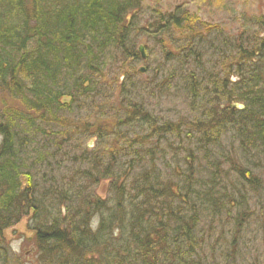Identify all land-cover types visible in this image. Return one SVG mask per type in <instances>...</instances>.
<instances>
[{"label":"trees","instance_id":"1","mask_svg":"<svg viewBox=\"0 0 264 264\" xmlns=\"http://www.w3.org/2000/svg\"><path fill=\"white\" fill-rule=\"evenodd\" d=\"M188 4L0 0V264L23 217L37 264H264V12Z\"/></svg>","mask_w":264,"mask_h":264},{"label":"rangeland","instance_id":"2","mask_svg":"<svg viewBox=\"0 0 264 264\" xmlns=\"http://www.w3.org/2000/svg\"><path fill=\"white\" fill-rule=\"evenodd\" d=\"M143 10L147 9V7L158 6L163 10H169L173 8L176 4L182 2H188V6L190 10L197 13L201 18L206 21L218 22L226 28H230V24H232L234 28V16L239 11H245L249 14L264 12V0H218V3H208L201 0H141ZM171 100L166 101L165 105H160L156 107L159 112L171 111V113L178 114L179 119H182V115L185 111V106L182 102V99L176 96L178 94H170L168 92ZM9 96L0 92V104L4 103L6 105L10 104ZM1 108V106H0ZM170 114V112H169ZM186 115V114H185ZM255 172V171H254ZM107 185V180L101 181L96 186V194L100 197H103L105 194V189ZM260 198V197H259ZM264 206V204L262 205ZM258 207H260V200L258 202ZM251 206V209H258ZM257 214V211H256ZM264 215V209H263ZM97 220V216L94 218V221ZM26 218L21 219L18 223L8 228L4 232V245L8 249V263L9 264H37L35 260L34 253V241L33 235L26 228ZM206 221L203 220L200 224L201 231L199 230L198 234L205 235L203 229H206ZM259 224L256 225L255 222H251V226L248 227L249 231L245 232L246 234L243 236L244 241H248L249 246H251V253H258L260 255V259L264 261V229L262 231ZM258 226V230L253 231L254 227ZM264 226V220L263 224ZM207 231V229H206ZM213 236H206V245L209 247L212 243ZM249 254H247L248 257ZM260 260V261H261Z\"/></svg>","mask_w":264,"mask_h":264},{"label":"water","instance_id":"3","mask_svg":"<svg viewBox=\"0 0 264 264\" xmlns=\"http://www.w3.org/2000/svg\"><path fill=\"white\" fill-rule=\"evenodd\" d=\"M138 52L140 54L141 59H145V53H144L142 45L138 46ZM138 70H139V72L142 73L143 72V67H140ZM239 107H241V106H239Z\"/></svg>","mask_w":264,"mask_h":264},{"label":"flooded vegetation","instance_id":"4","mask_svg":"<svg viewBox=\"0 0 264 264\" xmlns=\"http://www.w3.org/2000/svg\"><path fill=\"white\" fill-rule=\"evenodd\" d=\"M118 122L120 123L121 122V119ZM118 139H119V137L116 136V137H114V139H110V141L108 143H113L114 141H118ZM93 144H94V140H93ZM104 148H105V150H107L108 149V145H105Z\"/></svg>","mask_w":264,"mask_h":264}]
</instances>
